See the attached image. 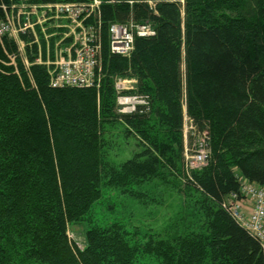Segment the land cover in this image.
<instances>
[{
	"label": "trees",
	"instance_id": "obj_1",
	"mask_svg": "<svg viewBox=\"0 0 264 264\" xmlns=\"http://www.w3.org/2000/svg\"><path fill=\"white\" fill-rule=\"evenodd\" d=\"M130 21L154 33L113 52L110 25ZM87 22L99 44L91 87L51 86L46 64L26 66L16 40L0 39V264H264L224 205L240 176L264 187V0H100ZM117 78L149 107L120 112ZM118 126L140 148L119 163ZM188 138L190 151L209 149L204 165L187 168ZM156 181L181 197L163 230L96 222L107 191L145 204Z\"/></svg>",
	"mask_w": 264,
	"mask_h": 264
},
{
	"label": "built area",
	"instance_id": "obj_2",
	"mask_svg": "<svg viewBox=\"0 0 264 264\" xmlns=\"http://www.w3.org/2000/svg\"><path fill=\"white\" fill-rule=\"evenodd\" d=\"M100 0L77 2L47 0H11L6 3L0 0V39L12 38L19 45L23 63L29 66L34 63L46 64L49 70V81L53 87H87L98 82V37L93 24L87 20L93 16ZM69 21L81 29L79 33L71 31ZM66 21V22H65ZM76 28V29H77ZM110 48L115 53L129 55L134 47L136 35L144 36L154 33L150 22L112 23L109 28ZM64 33L67 37L63 46L53 56L56 60H45L47 51L41 50L40 39L52 38L53 35ZM28 35L23 40L21 36ZM62 37V39H63ZM71 42L70 44H68ZM34 44V46H33ZM23 48V50H22ZM34 55L33 59L27 54ZM11 62L16 65V55L10 54ZM55 63L54 69H49ZM133 86L132 79L117 78V103L119 111L134 112L139 108H148L149 96L144 93H123ZM209 149L200 142L197 149L185 150L187 168H196L207 162ZM250 202L249 209L246 206ZM224 205L228 207L235 219L251 234L259 239L264 249V187L240 176V191L230 193Z\"/></svg>",
	"mask_w": 264,
	"mask_h": 264
},
{
	"label": "rangeland",
	"instance_id": "obj_3",
	"mask_svg": "<svg viewBox=\"0 0 264 264\" xmlns=\"http://www.w3.org/2000/svg\"><path fill=\"white\" fill-rule=\"evenodd\" d=\"M68 22L71 26L72 32L79 33L81 31V29L77 28L74 23L69 20ZM63 36L64 33H54L53 37L49 38V40L44 38L40 39L41 50H44L45 52L47 51L48 54L47 56L44 55L45 58L43 59H49L51 61L56 60L53 56L57 53L59 45L63 46L65 44L64 40L71 35L66 38ZM57 42L59 45L54 52ZM70 43L71 42L68 44ZM33 56L34 55L29 54L30 59H33ZM55 66L56 65L54 63L49 66V69L52 70ZM185 129L186 136H189V123L186 124ZM111 131L115 135L116 144L110 151V154L118 163L119 161L132 157L140 150L139 146L136 145L134 138H124L121 133L120 126L112 128ZM192 145H190L188 138L187 148H192L190 147ZM156 182H158L159 185L154 187L155 189L151 192V195H155V197L154 199H148L145 204L132 197L120 194L116 190L107 191L94 208L96 222L105 224L111 222L112 220H122L127 224V227L131 231L139 230V237H143V234L147 233L149 230H151V232H155L160 229L163 230V228L173 222L172 218L181 205V197L172 187L161 184L159 181ZM84 233V225L76 224L69 227L70 238L75 241L80 248L84 246Z\"/></svg>",
	"mask_w": 264,
	"mask_h": 264
},
{
	"label": "crops",
	"instance_id": "obj_4",
	"mask_svg": "<svg viewBox=\"0 0 264 264\" xmlns=\"http://www.w3.org/2000/svg\"><path fill=\"white\" fill-rule=\"evenodd\" d=\"M248 204L246 205L247 207H248V209H249V204H250V202H249V200L248 201H246Z\"/></svg>",
	"mask_w": 264,
	"mask_h": 264
}]
</instances>
